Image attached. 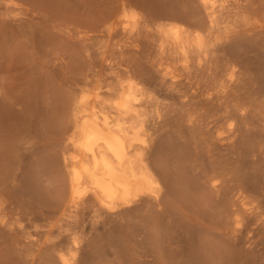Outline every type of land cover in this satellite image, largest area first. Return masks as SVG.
Listing matches in <instances>:
<instances>
[{
	"label": "rangeland",
	"instance_id": "rangeland-1",
	"mask_svg": "<svg viewBox=\"0 0 264 264\" xmlns=\"http://www.w3.org/2000/svg\"><path fill=\"white\" fill-rule=\"evenodd\" d=\"M236 1L223 26L237 32H216L218 54L204 61L220 75L228 65L220 89L208 64L193 61V78L182 71L192 109L151 69L171 26L205 31L200 0H0V264H264V0ZM125 60L163 104L150 146L161 192L111 208L90 198L70 207L71 174L56 160L73 146L74 117L60 107L87 77L116 82ZM229 65L236 76L226 89ZM230 101L248 110L244 117ZM229 112L239 113L232 129Z\"/></svg>",
	"mask_w": 264,
	"mask_h": 264
},
{
	"label": "bare ground",
	"instance_id": "bare-ground-1",
	"mask_svg": "<svg viewBox=\"0 0 264 264\" xmlns=\"http://www.w3.org/2000/svg\"><path fill=\"white\" fill-rule=\"evenodd\" d=\"M217 1L218 0H200V4L204 8L205 14L207 13V15H208L207 16L208 22L206 19L207 26H206V29L204 28L205 31H203V33L200 30L193 32L192 30H190L188 28H184L182 26H176V25L171 26L169 28V30L165 31L162 34V36L164 35L163 37H167V39L170 38L169 39V41H171L170 44L169 45L167 44V40H165L163 42L160 40L161 43H159V41H158V43L160 44V47H157L158 45L156 46V48H159L157 54L155 53L157 55V57L155 58V56L153 55L154 59H156V60H153V61L150 60V61H152L153 67L155 66V69L150 66L151 68H153L151 70H153V71L158 70V72L160 73V74H156V72H153V74H151V75H153V76L155 74L158 76L160 75L161 80L160 79L159 80H160L161 85L164 86L165 84H168L171 87L170 89H172V90L174 89L177 93L179 92L180 94H183L184 96H186L185 99H184L183 95L180 96L182 99H184L183 100L184 102L187 99L188 92H186L182 88V87L185 88V83L182 81L183 76H185L183 74V72L184 73L187 72L188 77H191V75H193L195 73V71H197V70H194V73H193V71H191V68L194 65V62L198 63V66L202 67L201 69H205V67H203V66H206L208 64V62L207 63L205 62L206 63L205 64L204 61L207 60V57L209 56L210 53H215V52H213L215 50L214 48L217 44V41L219 39H221L220 36L218 35L219 33L215 34L216 32L221 31L222 34L225 33V35L223 34L225 36L224 39H227V36L230 37V35L232 36V34L234 32L235 33L237 32V30H235L234 28H230V26H226V25L223 26L224 22L228 21L231 17L230 16L231 14H227L230 17L225 15L227 9L234 2H235L234 4H237L236 3L237 1L232 0V2H227V0H221L220 3H218ZM187 6H188V4H187ZM185 9L187 10L188 7H186ZM185 9L183 6L182 11ZM257 9H258V11L260 10L259 8H257ZM189 10H190V7H189ZM191 11H193V9H191ZM186 12L184 11V13H186ZM187 13L189 14V17L192 15V14L190 15V13H192V12L189 13V11H188ZM187 13H186V15H187ZM193 15H194V13H193ZM176 16L179 17V15H175L174 17H176ZM178 17H176V18H178ZM182 17L180 16V19ZM206 22H202L203 26H204V23L206 24ZM262 22L264 23V21H262ZM196 23L198 24L199 22H196ZM200 24H201V22H200ZM200 26L202 27V25H200ZM259 26L263 27L264 24L259 25ZM223 35H222V37H223ZM134 47L139 48L138 45H135ZM156 48L154 50H157ZM216 49H218V45H217ZM153 51L151 53L154 54ZM215 51L217 52V50H215ZM217 54L218 53H215L213 56H215V55L217 56ZM209 57H211V56H209ZM209 59L207 61H209ZM213 59H216V58L214 57ZM126 61L127 60H125V62ZM210 61H212V59ZM214 61H212V62H214ZM125 62H122V63L124 64ZM130 62H132V60ZM228 62L230 63L231 61H228ZM228 62H226L225 65H227ZM122 63H120L121 66L123 65ZM135 63H133V64L135 65ZM148 63H150L149 60H148ZM126 64H127L125 66L126 70H123V69L120 70L121 67L119 68L118 73L116 75V77H117L116 82H112V83L110 82L109 84H105L104 81H102V79H99V78L98 79L97 78L90 79L87 77L85 79V81L83 82V84H81V86L79 88H76L77 91H74V92L72 91L73 94L72 95L70 94L71 96H69V98H66V102L64 100L65 103L63 102L64 104H62V105H65V106L63 107V109H62V106L60 107L61 110L63 111L62 112L60 110L61 113L68 114V115H71L74 117V120L71 123L73 127H72V132H71L70 136L68 137V142H69L68 145L73 144L76 151L70 152V149L73 146H71V148H69L70 146L69 147L67 146L65 148V150L64 149L62 150L63 153H62L61 157L59 155H55V157L54 158L52 157L53 159H51V160L52 161L56 160V156L60 157V159L56 160V161L60 162V160L62 159L61 162H64L65 167L68 168V170L70 171V174H71V176H70V192H69V197H70L69 206L70 207L75 208L78 206V204L81 201H85L87 199L89 200V198H90L94 202H96V204H98L100 206V208H111L115 204H123V203L132 202L138 198H141L142 195H153L154 197H157L161 192L160 188H159V179H158V177L154 171L153 164H152L153 161L151 160L153 158V156H152L153 152L151 154L150 146L152 143H155V142H153L155 139L154 138V134H155L154 126L156 127V125H153L154 123L151 121H154V120H152V118H154V116L156 114L159 117H162L161 116V107L163 104L161 105L158 102V100H156L154 98L155 96L153 97V94L149 92V89L147 90L146 87H144V86H142V84H140V82H136L133 79V77L136 74L133 76L132 74L134 72L132 74H131V72H132L134 67L136 69L137 64L135 66H133V64H132L133 67L131 65H129L127 62H126ZM214 64H215V62H214ZM138 65H139V63H138ZM208 65H210V68H209L210 71H208L210 73V75L208 77H210L211 75H212V77H214L213 80L211 81V83L212 82L214 83V79L215 78L218 79L221 75L223 77L221 76L218 80L216 79L217 82L221 81L222 80L221 78L226 77L224 72L227 69L229 70L228 65L226 66V69L223 68L224 65H222L223 67H221V65H220V68L225 69V70L221 69V70H223V74H221V75L218 73L219 70H217V69L213 70L212 69L213 66H211V64H208ZM232 65H229V67ZM198 66H197V69H198ZM125 67H124V69H125ZM139 67L137 66L138 70L141 69ZM156 67H157V69H156ZM195 67H196V64H195ZM207 67H209V66H206V68ZM217 67H218V65H216L215 68H217ZM220 68H218V69H220ZM193 69H194V66H193ZM207 69H206V71H207ZM221 70H220V73H222ZM95 71H97V70H95ZM136 71L137 70H135V72ZM142 71H144V68H143V70H141V73H142ZM204 72H205V70H204ZM138 73L141 74L140 71ZM216 73H218V74H216ZM96 74H98V73H96ZM143 74L145 75V73H143ZM205 74H206V72H205ZM205 74L204 73L202 74L203 75L202 78H204ZM195 75H196V73H195ZM199 75H200V73H199ZM202 75H200L199 77H201ZM217 75H220V76L217 77ZM97 76H99V75H97ZM97 76H95V77H97ZM155 76H154V78L156 79ZM235 76H236V71H235V68L232 66L230 69V72L227 73V78H226L227 82L224 86H223L224 83H222V86L225 87L226 89H228L229 86L231 87V84L234 81ZM148 78H150V80H153V79H151L152 77H146V78H143V80L145 79V81H146ZM191 78H193V77H191ZM191 78H188V79H191ZM200 79H198V80L201 81ZM210 79H212V78L210 77ZM196 80H197V78H196ZM198 80L195 81V83H197V85H198ZM148 81H149V79L147 80V82ZM204 81L208 82L207 79ZM204 81H202V82H204ZM202 82H199V83H201L202 86L206 84V82L204 84ZM217 82L214 83V85L217 84L216 87L215 86L214 87L217 89H220V87H217L220 85V82H218V83ZM222 82H223V80H222ZM193 83L194 82H192V84ZM195 83L193 85H195ZM209 83H210V81H209ZM153 84H152V87H154L156 89V87L153 86ZM158 85H159V83H158ZM158 85L156 84V86H158ZM188 85H189V83H188ZM169 86L167 87V90L169 89ZM202 86H201V88H202ZM205 86H207V85H205ZM211 86H213V85L211 84ZM227 86H228V88H227ZM203 88H204V86H203ZM231 88H233V87H231ZM165 89H166V87H165ZM197 89H200V88L197 87ZM226 89H223V90L226 91ZM87 90H89V91H87ZM204 90H206V91L209 90L208 92H209V95H211V97H208V98L212 99V94H213V91H211L212 89L211 88L207 89L205 87ZM223 90H221V91L218 90V91H216V93H218L219 91L222 92ZM229 90H232V89H229ZM196 91H198V90H196ZM157 92L161 95L162 90L161 91L157 90ZM165 92L166 91H163L162 93L165 94ZM189 92H190V90H189ZM168 93H169V91L167 92V94ZM177 93H176V95H177ZM201 93H202V90H201ZM205 93L208 94L207 92H205ZM229 93H230V91H229ZM170 94H171L170 95V97H171L172 93H170ZM174 94H175V92H174ZM223 94H225V92ZM164 96H166V94ZM194 96H196V95H194ZM194 96H193V98H194ZM204 96H206V95H204ZM216 96H219V95L216 94ZM223 96L221 98H223ZM225 96H229V95L227 94ZM173 97H176V96H172V99H174ZM159 98L160 97L158 96L157 99H159ZM193 98H191V99H193ZM213 98H214L213 100H215L216 97H213ZM204 100H205V97H204ZM189 101H190V103H192L191 102L192 100L189 99L188 102ZM161 102L165 103L163 101H161ZM184 102H183V105L185 103H187V105L190 106L187 101L185 103ZM201 102H199V103L197 102V104H200ZM231 102L232 101H230L229 103L231 104ZM232 103H233V105H235L234 102H232ZM197 104H195V105H197ZM241 104H243V103H241ZM166 105L167 104H164V106H166ZM185 106L186 105H184L182 107H185ZM237 106H236V110H238ZM153 107H155V108H153ZM193 107H194V105H193ZM186 108H187V106H186ZM230 108H235V107L232 106ZM192 109H191L192 112H190L191 116H195L196 114L192 115L193 114ZM197 109H199V108L196 107V111H197ZM182 110L187 112L188 109L185 110V108L184 109L182 108ZM226 110L229 111L228 109H226ZM246 110H247L246 108H241L240 111H242V112H241V114H239L240 111L238 110L239 111L238 114L241 117L242 116L244 117L246 114ZM230 112H229V115H227L228 113L227 114L225 113V114L227 115L226 116V118H227L226 122H228V120H230L229 121L230 127L228 126V124H229V122H228L227 128L232 129V127L234 125L233 119L238 114L236 115V113H233V112L230 114ZM197 114H199V113H197ZM186 115H188V114H186ZM187 117L188 118H186V120L187 119L189 120L190 116H187ZM158 119H160V118H158ZM191 119H192V117H191ZM191 119L189 121L187 120L188 123L191 121L190 125H192ZM194 119H198V118H194ZM155 121H157V120L155 119ZM195 122L196 121H194V123ZM211 123H213V121ZM214 125H215V122L213 124V127L215 129ZM213 127H210V128L213 129ZM202 128H203V126H201V130H200L201 132H203L204 129L207 130V128H203V131H202ZM210 128L208 127L209 132L214 130V129L210 130ZM218 129H219V127L217 128V130ZM230 129H229V133H231V132L233 133V131L230 132ZM214 132H216V131L214 130ZM210 133L212 134L213 132H210ZM202 135H203V133H202ZM205 135H206V133H205ZM214 136L216 137V135H214ZM181 151L182 152L179 151L180 156L185 154V152L183 153L184 150H181ZM149 152H150L151 156H150ZM181 153H182V155H181ZM150 157H152V158H150ZM183 157H185V156H183ZM182 166L185 169L189 165L184 164ZM189 170H190V168H189ZM189 170L188 171L183 170V172L186 171L190 175ZM186 172H184V173H186ZM184 175L187 176V174H184ZM190 177L192 180V176H190ZM190 177L188 176V178H190ZM187 180L189 181V179H187ZM87 195H89V197H87ZM237 219H238V222L240 223V221H241L240 216Z\"/></svg>",
	"mask_w": 264,
	"mask_h": 264
}]
</instances>
